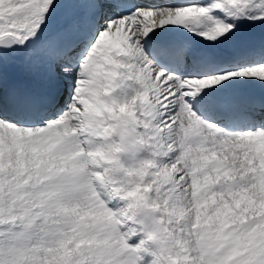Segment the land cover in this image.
<instances>
[{
    "label": "snow or ice",
    "instance_id": "6c2138e0",
    "mask_svg": "<svg viewBox=\"0 0 264 264\" xmlns=\"http://www.w3.org/2000/svg\"><path fill=\"white\" fill-rule=\"evenodd\" d=\"M0 264H264V0H0Z\"/></svg>",
    "mask_w": 264,
    "mask_h": 264
}]
</instances>
